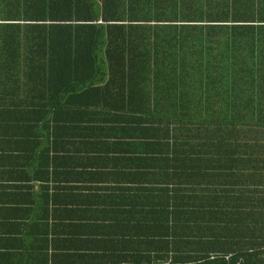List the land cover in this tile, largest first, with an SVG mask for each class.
I'll use <instances>...</instances> for the list:
<instances>
[{"label":"trees","instance_id":"trees-1","mask_svg":"<svg viewBox=\"0 0 264 264\" xmlns=\"http://www.w3.org/2000/svg\"><path fill=\"white\" fill-rule=\"evenodd\" d=\"M4 189L0 264H264V0H0Z\"/></svg>","mask_w":264,"mask_h":264},{"label":"crops","instance_id":"crops-1","mask_svg":"<svg viewBox=\"0 0 264 264\" xmlns=\"http://www.w3.org/2000/svg\"><path fill=\"white\" fill-rule=\"evenodd\" d=\"M119 183H113V182H111V181H109V182H107V183H105L104 184V186L105 187H114V186H116L117 188L118 187H122V185H123V183L122 184H120V181H118ZM8 192V189H4L2 192H0V193H3V194H6ZM115 191L113 190V191H107V194L108 195H111V198L113 197V196H116V198L118 199H120L121 197H123V195L121 196L120 194H117V193H114ZM0 200H2V201H4V204L3 205H0V221H1V219H2V216H5L6 214H8V210L11 208V205H9L8 204V201H7V198L6 197H4V196H1L0 197ZM22 208H24V206H22ZM2 209H4V210H2ZM114 212H116V210H114ZM17 218H19L20 219V221H21V223H24L25 222V219H27V221H29V214H28V212H24V213H22L20 216H18ZM48 218H49V216H48ZM50 219V218H49ZM48 219V220H49ZM13 223H15V220L14 221H12ZM119 227H120V224L118 225ZM12 230V228H10L9 229V231H11ZM6 232H3L2 231V228L0 227V239H7V237L4 235ZM10 237L12 238L13 236H12V234H10ZM13 243V242H12ZM11 251H13V250H11ZM15 253V252H14Z\"/></svg>","mask_w":264,"mask_h":264}]
</instances>
